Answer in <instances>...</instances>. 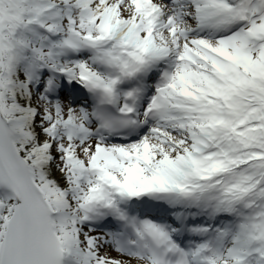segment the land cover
<instances>
[{
	"label": "snow or ice",
	"instance_id": "6c2138e0",
	"mask_svg": "<svg viewBox=\"0 0 264 264\" xmlns=\"http://www.w3.org/2000/svg\"><path fill=\"white\" fill-rule=\"evenodd\" d=\"M0 264H264V0H0Z\"/></svg>",
	"mask_w": 264,
	"mask_h": 264
}]
</instances>
